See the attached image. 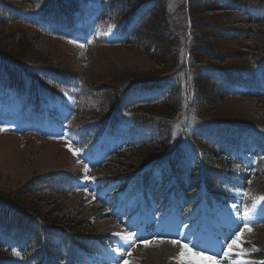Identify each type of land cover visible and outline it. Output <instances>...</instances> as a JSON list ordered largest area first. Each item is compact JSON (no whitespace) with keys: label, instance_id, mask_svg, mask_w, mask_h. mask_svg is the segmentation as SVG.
I'll use <instances>...</instances> for the list:
<instances>
[{"label":"rangeland","instance_id":"374dc122","mask_svg":"<svg viewBox=\"0 0 264 264\" xmlns=\"http://www.w3.org/2000/svg\"><path fill=\"white\" fill-rule=\"evenodd\" d=\"M199 2L209 6L210 3L217 4V0H194L191 2L194 3L193 11H196L193 14L194 20L197 22L195 26L196 38L198 32L200 33L196 41L201 43L203 48L208 46L219 51L222 50V52L226 48L231 51H249L246 46H243L248 40L233 38L234 33L228 29L252 25H258L263 29L264 7L244 8L250 19L244 23L235 20L234 22L226 21L225 17L228 14L222 9H210L209 7L198 9ZM232 3L230 0H226L222 5L232 8L234 7ZM109 5L106 0H90L86 5L74 7L68 16L50 18L28 13L22 15L29 22L28 25L20 22L0 23V48L3 50L14 48L18 37L20 38L23 34L28 38L29 44L36 53L53 59V62L65 68L79 70L88 78L87 68L92 71V67L100 68L102 78L123 74L126 78L133 79L154 73L159 66L142 47H137L134 44H119V42L123 43L122 33H118L117 28L120 25L118 20L122 17L120 15L122 9L116 8L109 13L107 10ZM68 6L69 3L66 2V7ZM167 6L177 13V22L180 26V38L170 51L171 54L178 53V58L182 62L183 58L188 56L187 42L190 37L184 27L186 25L185 13L183 14L185 0H167ZM186 16L188 15L186 14ZM161 25L163 26L161 34L169 37L171 32L167 33L165 30L166 24L162 23ZM216 25L227 28L228 32L219 36L214 28ZM69 27L71 28L64 30ZM92 37L103 38L113 45L97 46L88 50L89 43L86 41L92 40ZM81 44L84 46L81 47ZM205 58L210 64L222 65L236 61L240 62L239 64L247 65L243 58L236 60L229 59V57L226 60L211 56ZM84 63H88L87 66L85 65L86 67ZM253 73L255 76L252 79ZM203 74L209 75L208 72H203ZM238 74L245 80L232 83L228 90L236 96L238 94V98H234L235 95L218 97V90L214 89L210 92L213 98L211 100H215L222 108L227 109L228 115L253 113L255 116L259 114L264 118V73L255 69L251 74L245 71H239ZM181 75L185 78L187 73L182 72L179 76ZM182 76L181 78H183ZM184 78L181 84V97L184 105L182 111L186 112L182 116V120L185 118V128H182V131L186 132L184 133L186 137L178 135L176 138L179 144L177 145L178 150L174 151L177 154L174 156V162L168 166L163 164L162 169L153 168L147 174V178L132 169L110 173L109 166H102L103 158L109 151L107 148L118 146L121 139H136L139 136V133L136 134V130L132 129L131 122H120L116 126L115 133L108 132L106 134L105 132L100 134L97 139H94L96 134H91L89 138L85 137L82 130L70 131V133L63 131V127L57 121L59 119L65 122L70 113L73 98L68 91L74 88L73 84L65 86L61 91L65 92L64 96L60 99H51L53 96L50 97L40 92L38 109L29 103V94H16L0 84V129H3L0 130V194L8 196H12L14 193L21 194L22 189L29 188L28 184L41 175L57 173L62 176L64 172L72 171L87 163L90 169L88 175L95 179L78 183L73 194L60 196L57 199H46L47 197L40 199L38 194H42V192L25 194L27 199L36 204V208L47 218H60L68 215L69 217L74 216L75 220L87 222L82 233L85 234L83 237L90 238L89 240L94 242L93 248L99 252L95 256L88 254L83 256L82 264H112L109 256L112 250L111 246L107 245V242H103L111 239L114 248H116L123 242L114 233H137L130 229L136 226L144 212L151 213L150 215H154L156 212V219L163 217L166 212L172 211L174 208L177 209V213L178 211L183 212V221L188 225L182 234H187L188 231L191 233L188 236L181 235L187 239L180 240L189 243L199 237L198 232H202L204 211L206 216L215 217L217 207L224 208L226 203H230V205L239 203L242 212L246 206L251 207L253 202L249 205L245 204L250 196L248 193V195H244L245 188H247L245 182L250 178L248 177L250 171L253 177L262 175L255 174L257 171L251 164L254 163L256 156H260L263 159L260 168L264 169V133L236 129V126L218 125L217 123H207L199 127V123L191 116L192 102H195L196 94L188 91ZM246 81L248 82L246 83ZM160 95L159 92L133 93L125 96L123 100L125 104L138 103L158 98ZM66 103H69L67 108L65 107ZM64 110L66 114L63 113ZM56 122L58 127L52 128ZM155 127L154 124H148L147 127H139V129L144 131L142 135L145 138L154 134L156 140H159L160 133ZM192 133H199L215 147L209 145L204 139L201 142L206 145H199L196 142L198 139L193 141L189 136ZM105 138L108 140L104 145L106 148H101L100 144ZM70 148L80 149L79 155H73ZM209 148L213 151L216 148L223 152L224 155L220 157L222 160L217 158L213 152H211L213 153L212 157H209V153L206 152V149ZM99 149H106L107 152L97 156ZM115 158L122 159L120 156ZM219 161L225 163L232 161L233 164L224 166ZM233 161H238V164H234ZM243 162H248V167H239V164ZM80 167L84 171L83 166ZM243 168L248 172L243 171ZM42 183L45 185L44 181ZM208 188L212 191L208 192ZM255 192H258L257 197L264 196V189L258 191L256 188ZM239 226L242 228L243 224L236 225V229H239ZM250 227L252 231H246L242 237L244 241L242 247L248 253L243 259L251 261L253 264H261L264 262L261 260L264 259V219L256 217ZM195 228L197 232L194 231ZM14 237H16L14 231L0 230L2 259H7L9 249L15 253L25 243L19 245L20 242ZM171 239L174 238L161 236L157 232L149 237L141 234L134 245L128 249L131 255L124 252L119 264H123L124 259H127L129 264H180L178 253L181 249L179 246L171 245L169 243ZM144 241L149 242L148 246H145ZM200 243L198 242V246ZM165 244L169 248H173L168 256L163 251ZM66 245H71V243H66ZM189 247H191L190 243ZM193 251L195 250L193 249ZM95 259L98 262H95ZM235 259L236 257L233 255L222 263L231 264V261ZM62 262H65V258L62 259ZM30 264L35 263L30 262Z\"/></svg>","mask_w":264,"mask_h":264},{"label":"trees","instance_id":"16d2710c","mask_svg":"<svg viewBox=\"0 0 264 264\" xmlns=\"http://www.w3.org/2000/svg\"><path fill=\"white\" fill-rule=\"evenodd\" d=\"M86 1L0 0V23L20 22L28 25L27 19L22 17L28 13L50 18L68 16L74 7L81 6ZM106 1L110 4L107 9L109 13L116 8L122 9L120 14L122 17L118 20L119 28L125 34V41L122 45L134 44L137 47H142L159 66L158 70L133 79L126 78L123 74L102 78L100 68L92 67V71L87 68L88 78L79 70L65 68L53 62V59L36 53L29 44L28 38L22 34L20 38L18 37L14 48L8 50L0 48V84L29 94L30 100L36 104L39 102V92L56 95L61 93L66 85L73 84L76 103L74 113L68 121L70 129L92 124L90 129L97 132L104 129L108 122L115 123L123 117L140 124H154L160 133L159 140H156L155 137L138 146H130L119 155L122 159L109 158L106 165L109 166L110 173L126 169L139 171L156 162H174V156L177 155L174 151L178 150L176 138L178 135L186 133L182 131V128H185V118L182 120V116L186 112L182 111L184 105L181 97V84L184 76L181 75L183 78L179 76L182 72L187 73L184 79L187 82L188 91L196 94L195 102H192L191 116L199 123V126L205 123L229 124L264 132V118L261 115L255 116L253 113L228 115L227 109L222 108L215 100H211L213 98L210 93L216 89L218 97L223 95L230 97L235 95L228 92L230 85L245 80L239 76V71L251 74L257 69L264 73V28L252 25L228 29L234 33L233 38L248 40L243 46H246L249 51L240 52L220 48L223 49L224 52H222V50L219 51L208 46L203 48L201 43L196 41L200 33L198 32L196 38L195 26L197 22L193 17L196 11H193L194 3H191L194 0H185L186 7L183 8V14L185 13L186 25L184 27L190 37L187 42L188 56L181 62L178 53H173V55L170 51L180 38V26L177 22L178 15L168 8L167 0ZM66 2L69 3L68 7H66ZM225 2L226 0H217V4L210 3L209 6L199 2L197 7L198 9L204 7L222 9L228 14L225 17L226 21L234 22L235 20L244 23L250 20L244 8L264 7V0H230L233 2L234 7L232 8L222 5ZM162 23L166 24L167 33L171 32L169 37L161 34ZM214 28L219 36L228 32L227 28L220 25H216ZM91 41L89 49H94L97 46H109L96 38H92ZM207 55L222 60H226L228 57L229 59L233 58L232 60L243 58L247 65L239 64L240 62L236 61L222 65L210 64L205 60ZM87 64L84 63V66ZM203 72H208L209 75H205ZM254 76L253 73L251 78L253 79ZM134 88H164L167 93L161 99L151 103L133 106L121 105V96ZM237 96L234 98H238ZM194 140H197L196 136H194ZM196 142L199 145H206L201 140ZM206 152L209 153V157L215 153L210 148L206 149ZM262 160H257L258 172L262 176L249 183L248 191L251 196L258 194L255 192L256 188L258 191L264 189V169L260 168L263 164ZM219 162L222 165L226 164L224 161ZM83 176L84 171L82 167L78 166L72 171L64 172L62 176L57 173L41 175L28 184L29 188L22 189L21 194L14 193L12 196L0 194V230L14 231L20 242L29 240L28 247L21 248L16 252V257L20 259L21 264L30 262L59 264V260L63 257H69V263H71V259L76 257L73 249L86 242L83 237L85 234L82 233L87 222L75 220L74 216L69 217L68 215L60 218H47L36 208V204L27 199L26 195L42 192V194H38L40 199L45 197H47L46 199H57L60 196H68L74 191L73 180L80 181ZM43 181L45 185H43ZM56 236L61 239L56 240ZM64 243H71V245L63 246ZM81 248H85V246ZM14 258L15 253L9 249L7 259H2L0 254V263L8 262Z\"/></svg>","mask_w":264,"mask_h":264},{"label":"snow or ice","instance_id":"6c2138e0","mask_svg":"<svg viewBox=\"0 0 264 264\" xmlns=\"http://www.w3.org/2000/svg\"><path fill=\"white\" fill-rule=\"evenodd\" d=\"M87 43L91 44V40H87ZM81 47L84 45L81 44ZM3 130V129H0ZM73 151V155H79L80 149H71ZM79 162V161H78ZM84 180L95 179L94 177H90L88 175L90 169L87 163H84ZM251 183V181H249ZM244 195H248L245 193ZM230 215L235 214V222H243V227L239 228V231L235 232V235L229 240L228 237H225L221 243L220 251L223 252V255H220V252H213L211 255L207 254L208 249H200L199 251H193L196 248V244L194 242H189L192 246L189 247V243H184L180 239H172L171 243L174 246L180 247V252L178 253V259L180 264H222L223 261L228 260L229 257L235 255L236 259L231 261V264H253V262L243 259V257L247 256L248 253L243 249L242 244L244 243L242 237L244 233L251 232L252 228L250 224L254 222L256 217L264 219V196L257 197L253 200L251 207H245L242 214L239 203H233L231 205ZM120 237V240L123 242L119 244L113 252L115 253L112 256V264H119L122 259V254L127 252L128 255H131V252L128 251L137 239H139L138 233H114ZM145 246H148L149 242L144 241ZM226 245V247H225ZM15 251V250H14ZM219 257V259L217 258ZM123 264H129L127 259L123 260ZM264 264V262H262Z\"/></svg>","mask_w":264,"mask_h":264},{"label":"bare ground","instance_id":"6f19581e","mask_svg":"<svg viewBox=\"0 0 264 264\" xmlns=\"http://www.w3.org/2000/svg\"><path fill=\"white\" fill-rule=\"evenodd\" d=\"M100 153H98V155H99ZM242 224V222H239V223H236V225H241ZM240 227V226H239ZM178 230H179V228L178 227H176L175 229H172V230H170V231H167L164 227H161L159 230H158V232H159V234H161V236H175V237H178L177 236V232H178ZM167 233H169V234H167ZM186 239H187V237H185ZM185 238H183V239H185ZM185 239V240H186ZM156 244H158L157 242H156ZM192 246V245H191ZM164 249H163V251H164V254L166 255V256H168L169 254H170V251L173 249V248H169L168 246H167V244H165V246L163 247ZM203 248V247H202ZM194 249H199V247H197L196 246V248H194ZM152 251V250H151ZM177 254V253H176Z\"/></svg>","mask_w":264,"mask_h":264}]
</instances>
